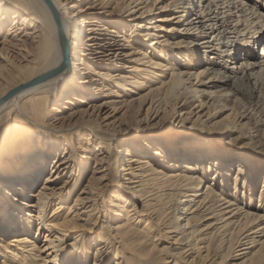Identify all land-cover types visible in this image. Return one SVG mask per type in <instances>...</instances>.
Segmentation results:
<instances>
[{
    "label": "bare ground",
    "instance_id": "bare-ground-1",
    "mask_svg": "<svg viewBox=\"0 0 264 264\" xmlns=\"http://www.w3.org/2000/svg\"><path fill=\"white\" fill-rule=\"evenodd\" d=\"M79 1L0 0V264L14 256L22 264H163L145 244L155 237L169 242L167 264H213L217 252L220 261L264 264V240L255 237L264 236V212L236 217L235 202L199 194L201 171L228 188L226 153L199 134L247 125L246 112L225 115L232 95L223 91L264 73V13L238 0ZM178 119L172 139L192 141L181 167V149L172 151L166 135ZM213 160V169L194 172ZM249 167L246 159L236 167L232 189L249 180ZM37 168L45 174L30 193L26 176ZM115 177L141 210L124 212L119 192L102 200ZM211 218L218 250L202 238Z\"/></svg>",
    "mask_w": 264,
    "mask_h": 264
},
{
    "label": "rangeland",
    "instance_id": "rangeland-1",
    "mask_svg": "<svg viewBox=\"0 0 264 264\" xmlns=\"http://www.w3.org/2000/svg\"><path fill=\"white\" fill-rule=\"evenodd\" d=\"M91 1L92 0H80L79 4L82 6H87L91 4ZM238 1L247 4L251 8L257 9L259 13H264V0H238ZM241 15H244V14H241ZM163 17L164 15H161L158 18H163ZM252 21L254 20L250 19L248 23H251ZM163 27L164 29L168 28V25H163ZM86 32H87V27L84 26L82 28V34L85 35ZM259 51H260V48L256 49V54ZM239 59H242V58H239ZM247 59L251 62L253 60L252 57H249ZM240 61L241 60H239V62ZM238 84H235L234 88H231V87L230 88L225 87L226 89L223 88L224 93L227 92L232 95L230 97V101L227 102V107L229 108V110L225 113V115L227 113L233 112L235 114L234 117H236V120H237L239 113L246 112V114L248 115V119L245 121L247 125L237 128V127H234L236 126L235 122L231 121L229 123L230 127L228 126L226 128H220V127L209 128L211 130L208 129L210 131V132L209 131L207 132L208 134H206L205 132H202L199 134L200 139L202 138L206 142H208V144L212 146L215 151L222 150L223 152L226 153V156L224 155V157L226 158V162H223V163H225V167H227L225 168L226 170L224 171L228 173V176L225 178L226 181H228L227 183L228 188H226L227 189L226 190L220 187L221 184H219L218 181H216L213 178L214 175H210L209 173L208 175H204L203 171H201L200 173L202 177H199V178L200 180H202V182L200 183L201 190L199 194H203L208 190H212L216 195H222L226 201L229 200V201L235 202L237 206L236 207L234 206L230 210L232 209L235 210L234 213H237L236 217H240L239 214H241L244 211V209L251 210V211L254 210L255 212H262V214L264 212V73L258 74L256 71L253 85H249L246 81L245 82L241 81ZM136 111L137 110L134 108L131 109V116H129L130 119L128 118L131 121L130 124L134 125L136 123V120H134V118L136 117ZM178 122H179V119L174 122V125L169 124L170 122H168V125H167V122L163 124L165 126L167 125L169 128V131L166 133V135L168 136L167 139L170 138V140H172V143H175L174 145H176L175 147H173L172 151L175 149L182 150V151L180 150L181 152L179 150H177L179 152H176V151L173 152V154L175 152L176 154H178L177 158L174 160V163H176L178 167H181V163L182 162L184 163L185 160L188 159L189 150L192 147L190 143L192 141H189L188 139H186L187 138L186 135H183L181 137L182 139H176V140L172 139L175 137V132L173 131L175 130V128H177ZM186 125L188 127L191 126L190 124H186ZM126 127L127 126H125L124 128ZM253 131L254 132L258 131V133L256 132L253 133ZM86 136L87 135H84V136L82 135V138H85ZM159 138L163 139L161 140L162 142L167 141V139H165L163 136ZM169 142L171 143V141ZM127 143L119 144V141L118 142L114 141L113 145L116 147L122 146L124 148L127 146ZM169 145H172V144H169ZM202 146H198V147L201 148ZM244 159L248 160V162L250 163V167L247 168L248 175L245 176L246 178H249V180L245 179L243 182L242 178L240 179L237 178L238 187H236V185H233L234 189H232V179L236 175V167L237 166L242 167L244 165ZM215 162L216 160H213L211 163L206 162L204 163V165L198 164L196 165L197 167H193L194 172L198 171L197 168L198 167L200 168V166H202V170H203V167L205 166H208L209 168H211ZM92 167H93V163L90 162L86 175L81 181L80 186L75 189L74 194L71 197L70 204H72L76 194L79 193V191L83 188V185L86 183L88 177L91 174ZM182 170L183 169L178 168L179 172ZM39 171H41V169L38 170L37 168L35 171L29 173V175L26 176L29 181L28 184L32 185L29 190L30 193L36 192L38 185L41 183V178L45 174V173L43 174L42 172L41 173L42 175H41L39 174L40 173ZM112 180L114 181L110 183L109 181L104 182V184L108 183L110 187L108 189V192L105 193L102 200L107 201L110 199V197L113 196L115 192H119V194L122 195V197L124 198L126 202L124 204L121 203L125 208L124 212H127V210H130V207L134 204H135L136 211L141 210V204L139 202L134 203L133 200H131V198L123 195L122 190L124 189L121 187V184L123 185L125 184L124 180H122L121 178L119 179V177H115ZM253 181H254V184L252 183ZM246 185H248L249 188L244 189L243 187ZM106 187L108 188V185H106ZM249 196L251 197L249 198ZM239 198L241 199L240 201H239ZM260 200H261V204L259 205L257 201H260ZM190 205H193V203H190ZM240 207H242L243 210H239ZM132 213L133 212H130L129 214H132ZM133 216H135L134 213H133ZM210 216L214 217L213 215H210ZM136 219L137 220L133 222L134 223L133 225L136 231H140L142 230L144 226V223L141 222L143 220V216L137 217ZM118 221L119 219H115L114 217L112 220V223L116 224L118 223ZM136 221H138V224H135ZM107 223H110L109 220L104 218V225L106 226ZM207 224H208L207 226L208 228H206V230L202 234V238L205 239L206 243L210 246L212 243H215L217 239V234H215L216 232L214 228L217 222L215 221V218L214 219L211 218V219H207L206 222H204V225H207ZM203 228L205 229V226ZM75 233L77 232L75 231ZM261 236L262 234H257L255 237L257 240L258 239L264 240V236L263 237ZM10 239L12 238L8 236L3 241H4V244L6 245V250H8L9 252H13L16 249L15 248L16 243L9 242ZM41 240L42 238L39 241ZM144 240H145L146 246H152V245L155 246L153 256L157 260L165 259L166 262L163 261V264H167L170 261L169 257H167L168 256L167 253L163 249V248L169 247V242H166L163 239L161 240V238H158V237H155L152 240L150 239H144ZM41 244L43 243L38 242V246L39 245L41 246ZM39 248L42 249L41 247ZM214 248L218 250L216 243H215ZM219 254L221 253L220 252L216 253L215 261L213 264H216V263H219V264H224V263L225 264H235L236 263L237 264L239 262V261H236L235 259L231 261L230 256L220 261V259L217 258L220 256ZM1 261L2 259L0 258V263ZM5 261H6V264H22V258L21 257L19 258L17 256L16 257L14 256V259L8 258V260H5Z\"/></svg>",
    "mask_w": 264,
    "mask_h": 264
}]
</instances>
